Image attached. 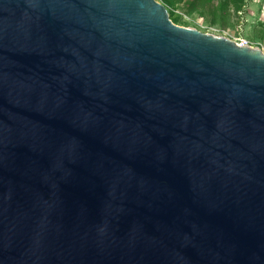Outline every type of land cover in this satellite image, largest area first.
Wrapping results in <instances>:
<instances>
[{"label":"water","instance_id":"obj_1","mask_svg":"<svg viewBox=\"0 0 264 264\" xmlns=\"http://www.w3.org/2000/svg\"><path fill=\"white\" fill-rule=\"evenodd\" d=\"M0 264H264L262 48L0 0Z\"/></svg>","mask_w":264,"mask_h":264},{"label":"rangeland","instance_id":"obj_2","mask_svg":"<svg viewBox=\"0 0 264 264\" xmlns=\"http://www.w3.org/2000/svg\"><path fill=\"white\" fill-rule=\"evenodd\" d=\"M230 1L211 0L202 15L198 12L188 15L183 9L177 8L175 13L182 17L178 25L195 27L233 40L244 38L264 51V0H243L237 12ZM211 9H215L217 14L215 23H211V15L208 13L213 11Z\"/></svg>","mask_w":264,"mask_h":264},{"label":"trees","instance_id":"obj_3","mask_svg":"<svg viewBox=\"0 0 264 264\" xmlns=\"http://www.w3.org/2000/svg\"><path fill=\"white\" fill-rule=\"evenodd\" d=\"M166 6L170 19L176 23L180 24L181 15L175 13V9L181 8L184 10L185 13L191 15L195 12L199 14H203L205 9L209 5L211 0H160ZM231 5L233 6L234 10L237 12L241 9L243 0H231ZM213 11L208 12L211 15V23H215V18L217 16L215 9H211ZM209 11V10H208Z\"/></svg>","mask_w":264,"mask_h":264},{"label":"built area","instance_id":"obj_4","mask_svg":"<svg viewBox=\"0 0 264 264\" xmlns=\"http://www.w3.org/2000/svg\"><path fill=\"white\" fill-rule=\"evenodd\" d=\"M238 44H241V45H252L249 40L247 39H244V38H239V39H236L235 40Z\"/></svg>","mask_w":264,"mask_h":264},{"label":"bare ground","instance_id":"obj_5","mask_svg":"<svg viewBox=\"0 0 264 264\" xmlns=\"http://www.w3.org/2000/svg\"><path fill=\"white\" fill-rule=\"evenodd\" d=\"M235 40V39H234Z\"/></svg>","mask_w":264,"mask_h":264}]
</instances>
